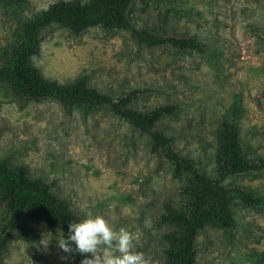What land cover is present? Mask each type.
<instances>
[{"label":"rangeland","instance_id":"rangeland-1","mask_svg":"<svg viewBox=\"0 0 264 264\" xmlns=\"http://www.w3.org/2000/svg\"><path fill=\"white\" fill-rule=\"evenodd\" d=\"M59 1L27 0L24 10L0 1V68L17 45L19 24ZM132 24L163 37H194L212 58L170 46L148 48L127 31L100 27L74 35L58 25L41 34L32 65L50 81L66 85L85 76L89 86L113 97L140 92L131 107L149 112L176 106L155 129L176 150L216 174L217 132L237 119L246 158L264 160V0H149L134 5ZM146 135L130 128L107 107L65 108L53 100H27L0 85V162L25 167L76 215L103 216L117 230L135 234V251L166 264L162 223L167 202L184 201L186 178L149 151ZM226 184L264 197V171ZM4 218L0 203V224ZM42 216L26 214L11 234L1 264H81L90 254L65 253ZM47 244V246H45ZM195 264H264V208L238 204L231 230L206 228L196 241Z\"/></svg>","mask_w":264,"mask_h":264},{"label":"trees","instance_id":"trees-1","mask_svg":"<svg viewBox=\"0 0 264 264\" xmlns=\"http://www.w3.org/2000/svg\"><path fill=\"white\" fill-rule=\"evenodd\" d=\"M16 10H24L27 0H0ZM149 0H92L88 3L59 1L32 19L19 24L17 45L0 68V85L8 86L19 98L27 100H53L65 108L90 110L107 107L110 112L130 128L146 135L149 151L161 156L170 166L174 178H186L184 201L180 206L167 202L163 206L162 223L172 231L164 235L167 248L166 264H195L196 241L206 228L231 230L235 223V209L240 203L264 208V197L226 182L236 176L264 171V160L246 158L239 137L237 119L224 122L217 132L216 174L202 172L198 163L180 154L173 139L156 130L163 118L176 114V106H159L149 112L131 107L133 98L140 92L131 90L119 97L101 93L89 86L85 76L72 83L61 85L44 78L32 65V57L40 49L41 34L53 25L61 26L74 35L95 27L104 30L119 29L130 32L148 48L170 46L177 51H192L213 57L214 51L194 37H163L149 29H137L131 20L134 5ZM0 203L4 218L0 224V264L2 253L10 242L11 234L21 228L26 214L42 216L46 226L62 227L84 218L74 214L59 199L47 183L29 176L25 167L11 168L0 162ZM75 248V245H72Z\"/></svg>","mask_w":264,"mask_h":264},{"label":"clouds","instance_id":"clouds-1","mask_svg":"<svg viewBox=\"0 0 264 264\" xmlns=\"http://www.w3.org/2000/svg\"><path fill=\"white\" fill-rule=\"evenodd\" d=\"M135 239L130 230L123 227L117 230L97 215L70 223L67 239L61 233L58 246L65 253L90 254L91 258H85L81 264H153L143 252L134 250Z\"/></svg>","mask_w":264,"mask_h":264}]
</instances>
